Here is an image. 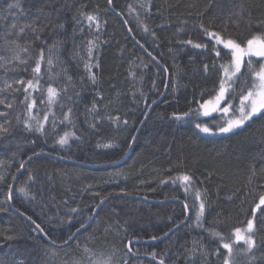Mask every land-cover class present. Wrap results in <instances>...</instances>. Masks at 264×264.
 Returning a JSON list of instances; mask_svg holds the SVG:
<instances>
[{"label":"trees","instance_id":"16d2710c","mask_svg":"<svg viewBox=\"0 0 264 264\" xmlns=\"http://www.w3.org/2000/svg\"><path fill=\"white\" fill-rule=\"evenodd\" d=\"M135 1L112 0L111 8L108 0H19L21 13L8 11V4L16 0H0V99L5 101L0 104V124L8 129L0 131V208L5 209L0 211V264H69L66 259L75 255V240L65 246L50 244L27 217L51 240L63 243L89 219L104 196L116 193L150 199L180 198L190 211L188 221L173 233L155 242L132 244L133 252H129L130 239L162 235L185 219L186 210L179 201L110 197L93 223L78 236L91 232L100 242L119 247L125 253L120 264L125 260L127 264H159L133 254L153 251L167 264H223L227 250L222 243L232 244V260L235 258L239 264H264V205L255 214L256 246L252 251H243L247 248L243 241L234 242V229L246 226L264 195V114L254 115L244 126L227 134H206L195 127L205 123L217 128L231 114L219 110L208 116L198 113L200 105L219 89L223 79L220 66L231 67L230 50L200 25L244 46L253 36L264 35L259 23L264 21V0H143L147 1L146 10ZM90 13L99 14L105 22L100 29L95 84L79 54L83 30H87L82 17ZM118 13L125 17L137 40L169 72L165 96L153 107L123 160L148 107L163 93L167 75L130 35ZM32 21L43 27L38 40L30 29L19 33L20 26ZM14 39L28 51L5 43ZM29 40L33 43L27 44ZM189 40L191 45L186 43ZM195 44L206 47L195 48ZM41 48L45 58L53 63L55 59L61 69L53 71V65L48 69L42 62L41 73L34 78L32 68ZM17 54L27 63L20 64L14 58ZM204 65H208L207 71ZM253 72L245 60L228 93L227 102L233 110L240 97L253 87ZM21 79L33 83L39 79L38 88L28 90L26 102L24 85L16 83ZM49 86L59 92L52 103L48 101ZM114 86L123 87L125 93L119 120L92 122L88 112L97 102V93L109 91L113 95ZM32 100L35 105L29 113L27 105ZM9 103L11 108L7 107ZM224 106L225 102L220 104V108ZM69 108L72 112L66 119ZM184 113L189 115L185 117ZM44 116L48 117L46 122ZM37 120L43 124V131L36 130ZM65 132H74L75 136H70L68 145L61 146L57 141ZM112 139L117 140L115 147H99L101 141ZM38 151H51L84 164L40 154L20 171L23 162ZM73 168L96 189L71 192L64 188L61 175H69ZM113 170H121L124 175L116 178ZM185 174L193 177L187 192L186 185L177 179ZM21 188L28 195L21 193ZM201 200L205 203L202 227L196 221ZM213 231L220 236L213 235ZM8 234L16 238L7 240L4 237ZM62 251H66V258L61 263L58 254Z\"/></svg>","mask_w":264,"mask_h":264},{"label":"snow or ice","instance_id":"6c2138e0","mask_svg":"<svg viewBox=\"0 0 264 264\" xmlns=\"http://www.w3.org/2000/svg\"><path fill=\"white\" fill-rule=\"evenodd\" d=\"M108 3L111 4L112 0H108ZM149 10H150V4H149ZM129 8L131 9V6H129ZM17 10L21 13H23V9L21 8V4L19 2V0H16V2L14 3H9L8 4V11H12V10ZM2 14V13H0ZM47 18V17H46ZM86 19L87 21L92 24V22H95V27L98 29L100 27V20L98 18L97 15H91V14H86ZM260 26L262 28H264V21L259 22ZM13 28H16L17 25H13ZM200 27L202 29H204L205 33L211 37H213V39L216 40V42L218 44H221L224 46V48L226 50H230V57H231V72L229 71V67L221 65L220 67L223 69L224 72V76L228 81H232L233 77H236L238 73H240L241 71V67L244 65L245 63V58L247 57V64L248 67L251 69L252 68V57H262L264 58V35H256L253 36L251 39L246 40L245 45L241 46L240 43H238L237 41L233 40V39H226L224 38L220 33L217 32H209L207 29L204 28V25L201 24ZM145 31L148 30L147 25L144 26ZM25 29H30V31L34 34H36V39L38 40L39 37V33L43 31V27H41L39 24L36 23V21H32L31 24H24L22 26L19 27V33H24ZM19 35V34H18ZM153 35H155V33H153ZM5 43L8 44L9 46H14L16 49H20L23 52H27L28 51V47H21L20 43L18 42V40H5ZM27 44H32L33 41H26ZM187 44L191 45L192 41L189 40L186 42ZM89 50H88V55L91 58L92 56V48L93 46L98 47L97 45L94 44L93 41H89ZM195 48H202V47H206L205 45H201V44H195L194 45ZM216 56L220 55L219 51H216ZM16 60H18L20 62V64H26L27 61L25 60H21L19 54H17L14 57ZM46 63L48 69L51 68V66L53 65V60L51 58H45L44 55V49L41 48L39 51V57L38 59H36L35 61V67L32 68V73L34 74V78L38 77L39 74L41 73V64ZM2 66V65H0ZM92 67H98V63L96 64H86L85 68L88 71V75H89V79L92 81L93 84H95L96 82V74L94 72L91 71ZM204 69L205 71H207L208 69V65H204ZM27 70V69H25ZM254 76H255V80L258 81V83H254L253 84V89L254 90H248L246 95H242L240 97V101H239V105L236 107V109L233 111L232 105L230 103L227 102L226 99V93L228 92L229 88L225 87V79H221L220 84H219V90L216 94V96L214 97V101L210 100V101H206L203 105H200V108L203 110V115L204 116H208L211 111H221L225 114H228L231 112L232 114V118H229L228 120H226L225 122V126L223 127H219L218 131L220 133H229L232 132L234 129H238L242 126L245 125L246 122L250 121L254 115L256 114H264V63L261 64L260 66V70L259 71H254ZM69 79H71L69 77ZM16 83L20 84V85H24L23 91L25 92V97H24V101L26 102L28 100V90L32 89L33 91H35L38 86H39V79L36 80V83H33V80H27L24 81L23 79L16 81ZM7 87L11 88L12 85L8 84L6 85ZM229 87H231V85L229 84ZM17 91H19L20 89H16ZM234 91V89H233ZM47 93H48V101L49 103H52L59 95V92L56 88H53L51 86H49L47 88ZM221 102H225V106L223 108H220V104ZM5 103V101L3 99H0V104ZM153 103H155V101H153ZM35 105V100H32L31 104L27 105V108L29 110V113L31 111V108ZM211 105V109H209V106ZM7 107L11 108L12 104L9 103L7 104ZM93 108L95 109V105H93ZM72 112V109L69 108L68 109V114H66V119H68L70 117V114ZM185 117H187L189 115V113H184L183 114ZM33 119H35L33 117ZM48 119L47 116L43 117V120L46 122ZM109 119H113V117H109ZM116 120H119V117H115ZM71 122V121H69ZM27 127L29 129L32 128L31 124H28L27 120L24 122ZM125 124H127V121H124ZM92 127H95V125L93 124ZM196 128L200 129L202 132L204 133H211L212 132V128H209L207 124H196L195 125ZM215 127V125H214ZM36 130L37 131H43V124L37 120L36 121ZM0 131L2 132H7L8 129L3 125L0 124ZM70 136H75V133H69V132H65L62 136L59 137V140L57 141V143H59L61 146H65L69 144V138ZM105 147H109L110 145H104ZM21 167H23V165H21ZM253 175H255V172H253ZM3 177H0V179H2ZM31 179V177H30ZM177 179H180L185 185V191H188V187L191 186L192 182H193V177L191 175H183L181 177H178ZM163 182V181H162ZM19 191L21 193H24L25 195H28L26 189L21 188L19 189ZM200 193L196 192V197L199 198ZM8 198L11 199V190H9V194H8ZM101 203H103V198L101 199ZM261 205H264V195H262L259 198V203H257L255 205V208L253 209L252 212V219L247 220L246 222V227L242 230L241 228H236L234 229V236H235V241L234 242H239V241H243L244 244L247 245V248L244 249L243 251L245 252H251L252 249L256 246V240L253 238V234L255 231V224H254V220H255V214H256V210L261 209ZM98 207V206H97ZM184 208L187 209V204H184ZM205 209V203L203 200H201L200 204H199V211L197 213L196 216V221H197V226H201L202 224L200 223V218L203 215ZM0 211H5V209L0 208ZM73 212L76 211V209H72ZM29 220H31V217H28ZM89 219H91V217H89ZM34 223V222H33ZM175 223V222H174ZM179 224H176L175 227H179ZM81 227H83V224L81 225ZM36 229H38L39 231L43 232V229L40 228L39 225H36ZM80 229H77V232H79ZM171 231V229H170ZM213 235L215 236H220V233L218 232H212ZM45 235H47L45 233ZM4 238H6L7 240H12L14 238H16L14 235L8 234L6 235ZM73 236H69V240L72 239ZM153 240L157 239V237L153 236L152 237ZM221 239H223V237H221ZM65 243H67V241H65ZM133 242L129 241L128 242V251L131 252V244ZM222 248L227 250V256H225L224 260H223V264H233V260H232V256H233V248H232V244L231 243H222ZM86 252H89L90 250L85 248ZM215 252L217 255H219L220 253V248L215 249ZM194 254V252H193ZM207 253H205L206 255ZM150 255H152L153 257H155L157 254L156 252H152L150 253ZM19 264H23V261H20ZM96 264H111V258H108L106 260L103 261H97ZM124 264H127V260L124 261ZM160 264H164V260L161 259L160 260Z\"/></svg>","mask_w":264,"mask_h":264},{"label":"rangeland","instance_id":"374dc122","mask_svg":"<svg viewBox=\"0 0 264 264\" xmlns=\"http://www.w3.org/2000/svg\"><path fill=\"white\" fill-rule=\"evenodd\" d=\"M135 2L140 8L146 10L147 1L136 0ZM90 14L98 16V18L100 20V27L97 29L95 27V22H92V24H90L86 19V15H84L82 17V25L84 26L85 29L87 28V30L85 32L83 30V40H82V44H81V48H80V52H79L80 57L83 60L84 66L86 64H90V63L91 64L97 63V54L99 51L98 49H99L100 37H101L100 29H102L103 26L105 25L103 18L99 14H96V13H90ZM89 41H93L94 44L98 46V47L93 46L91 58L88 55V50L90 47ZM245 60H247V57L245 58ZM54 63H55V65H54ZM54 63H53V66L55 68H53V71L58 72L61 69V67L56 64L55 59H54ZM262 63H264V58L252 57V67L254 68V71H259ZM56 67H58V68H56ZM95 69H96V67H92L91 71L96 74ZM231 70H232V68L229 67L230 72H231ZM238 74H237V76H238ZM253 74H254V72H253ZM237 76L233 77L232 81H228L225 78L224 72H223V79H225V87L229 88L228 92L226 93V99H228V93L231 90L233 81L237 78ZM254 78H255V76H254ZM65 79H66V76H63V80H65ZM254 83H258V81L255 80ZM123 84H124V86H126L125 82ZM229 84L231 85V87H229ZM113 88H115V92L113 93V95L111 93H109V91H104V92L100 91L97 93V102H95V104H94L95 109L92 107V109L88 112V117L92 122L112 121L115 119V117L118 116L119 112L121 111V108L124 105L125 93L122 92L123 90H121V88H123V87L114 86ZM250 89L254 90L253 87ZM216 94L213 97L207 99L206 101H210V100L214 101V97L216 96ZM246 94H247V92L244 95H246ZM206 101H204L202 103V105ZM239 101H240V99H239ZM239 101H238V105H239ZM222 103L223 102H221V104ZM209 109H211V105L209 106ZM198 113L200 116H204L202 109ZM210 114H211V110H210L209 115ZM109 117H113V119H109ZM227 118L228 119L232 118V114H230ZM197 124L203 125L205 123H197ZM223 126H225V124L222 126H219V127H223ZM208 127L212 128V132L206 133V134H211V135L227 134V133H220L218 131L219 127L214 128V127L209 126V125H208ZM104 145H110V146L105 147ZM116 145H117V140L112 139V140H107V141H101L99 147H101V148H112V147H115ZM69 172H70L69 175H66V174L61 175V179L63 180L62 185L64 188L70 190L71 192H76L77 189H82L83 191H86L87 189H90V190L96 189V187H94L93 185L86 183L84 176H83V179L81 178V175L78 173V170L76 168L71 169V171H69ZM123 175H124V173L121 170H113L112 171V176H114L116 178H119ZM245 227L246 226L242 227L241 229L243 230ZM253 238H254V235H253ZM75 243H76V245H75L76 248L73 249L75 255L74 256L73 255L68 256V259H66L67 262H69V264H70V262L72 264H83L84 262H93L94 264H96V262L98 260L103 261V260H106L108 258H111V264H120L124 255H125L124 251H122L119 247L110 244V242L107 244L100 242L96 238V235L94 233H91V232H85V233L80 234L75 239ZM85 248L89 249L90 251L86 252ZM65 252L66 251H62L58 254L59 255L58 258L61 259V263L66 258V255L64 254ZM200 252H201V249L196 254L198 255ZM233 264H239V262L234 258Z\"/></svg>","mask_w":264,"mask_h":264},{"label":"water","instance_id":"95a60500","mask_svg":"<svg viewBox=\"0 0 264 264\" xmlns=\"http://www.w3.org/2000/svg\"><path fill=\"white\" fill-rule=\"evenodd\" d=\"M109 6L111 7V8H113V5H112V3L111 4H109ZM119 15H120V17L122 18V20L124 21V23H125V25H126V27H127V29H128V32L130 33V35L136 40V42L138 43V44H140V46L145 50V52H147L154 60H156L158 63H159V65H161L162 67H163V69L165 70V72H166V75H167V79H166V84H165V88H164V90H163V93L161 94V96L157 99V100H155V103H151L150 104V106L148 107V110L146 111V113H145V115L143 116V119L141 120V122L139 123V125H138V127H137V129H136V131H135V133H134V136H133V138H132V140H131V143H130V145H129V148H128V150H127V152H126V154L124 155V157L121 159V160H123L124 158H126L128 155H129V153L131 152V150H132V148H133V146H134V143H135V141H136V138H137V136H138V134H139V132H140V130H141V128H142V126H143V124H144V122L146 121V119L148 118V116L150 115V113H151V111H152V109H153V107L155 106V104L156 103H158L160 100H162L163 99V97L165 96V94H166V92H167V87H168V81H169V72H168V69L166 68V66L161 62V61H159L157 58H155L153 55H151L150 53H149V51L137 40V38L134 36V34L132 33V31H131V29H130V27H129V25H128V22H127V20L125 19V17L121 14V13H118ZM40 154H48V155H51V156H54V157H57V158H60V159H63V160H65V161H68V162H72V163H75V164H84L83 162H81V161H75V160H72V159H69V158H66V157H64V156H62V155H59V154H56V153H53V152H51V151H38V152H35V153H33L32 155H30L24 162H23V167H21V169H20V171L25 167V165L27 164V162L30 160V159H32L33 157H35V156H37V155H40ZM86 165L87 166H96L95 164H88V163H86ZM18 175H19V173L16 175V177H15V179H14V181H13V183H12V186H11V196H12V192H13V189H14V185H15V183H16V180L18 179ZM113 196H128V197H134V198H140V199H144V200H148V201H153V202H165V201H179V202H181L183 205L185 204V201L184 200H182V199H180V198H166V199H150V198H148V197H146V196H143V195H135V194H125V193H116V194H110V195H107V196H104L103 197V203H101V200L98 202V204L95 206V208H94V210H93V212H92V214H91V219H88L84 224H83V227H78L77 229H80V231L79 232H77V229L75 230V232L73 233V238L72 239H68L67 240V243H65V242H63V243H56V242H54L53 240H51L50 238H49V236H47V235H45V232L43 231V232H41V234H43V236L45 237V239L50 243V244H53V245H56V246H65V245H68V244H70L73 240H75L76 238H77V236H78V234L82 231V230H84L85 228H87V227H89L92 223H93V221H94V219H95V217H96V215H97V213L99 212V210H100V208L103 206V204L110 198V197H113ZM98 206V207H97ZM186 210V216H185V219L183 220V221H181L180 223H178L180 226L181 225H183L184 223H186L187 221H188V219L190 218V211H189V208H188V206H187V209H185ZM28 218V217H27ZM35 226L36 225H38L35 221H33L32 219L30 220ZM179 226V227H180ZM178 227V228H179ZM41 228V227H40ZM42 229V228H41ZM177 229V227H175V226H173L172 228H171V231H170V229L168 230V231H166L165 233H163L162 235H160V236H157V239H155V240H153L152 238H133V239H130L129 241H132L133 243L132 244H135V243H150V242H155V241H158V240H161V239H163V238H165V237H167L168 235H170L171 233H173L175 230ZM128 241V242H129ZM128 242H127V248H128ZM131 244V245H132ZM131 252H133V251H131ZM134 255H137V256H142V257H146V258H149V259H152V260H154V261H156V262H158L159 264H160V258H158V257H153L152 255H150V254H136V253H133ZM164 264H167V263H165L164 262Z\"/></svg>","mask_w":264,"mask_h":264}]
</instances>
